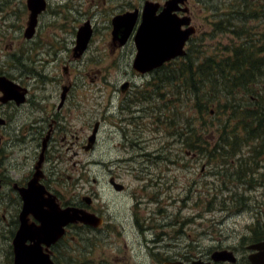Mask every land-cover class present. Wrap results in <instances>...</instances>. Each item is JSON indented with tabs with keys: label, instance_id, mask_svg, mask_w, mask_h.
I'll return each instance as SVG.
<instances>
[{
	"label": "rangeland",
	"instance_id": "obj_1",
	"mask_svg": "<svg viewBox=\"0 0 264 264\" xmlns=\"http://www.w3.org/2000/svg\"><path fill=\"white\" fill-rule=\"evenodd\" d=\"M24 1L0 0V70L20 79H24L25 71V81L39 102L21 108L23 121L48 117L44 122L46 132L55 119L51 114L56 111L59 101V79L65 77L63 66H68L73 87L64 108L57 114L60 119L56 117L58 123H54V129L57 131L48 152L54 165L59 167L56 177L60 181L61 201H80L86 192L94 189L97 193L95 204L104 207L103 210L108 209L113 223L110 226L124 227L122 238L114 235L107 238L104 230L99 235L94 232L90 237L85 234L79 239L78 231H72L69 238L66 237L72 241L69 245L77 250H87L95 245V249L108 251L111 255L122 256L123 252L122 260L129 264H160L169 258L189 262L208 260L214 251L223 249H236L240 263L246 260L249 252L246 246L252 243L250 228L257 222L264 223V148L255 154L251 149V156L246 154L245 161L240 163L239 155L231 154L230 146H223L221 129L230 124L225 122L229 116L224 117L219 111L199 114L185 89H175L180 79L169 80L166 87L160 82L165 68L154 73L156 90L152 106L155 121L149 135L152 142L145 148L155 150V153L149 168L136 174L139 179L132 176L134 173L120 172V159L124 157L117 125L120 84L131 80L142 90L151 77L143 79L132 73L134 47L112 48L111 19L119 9L118 5L124 4L125 10H132L141 7L144 0H47L48 7L32 41L23 36L27 20ZM239 2L191 0L192 22L197 32L194 41L186 46L187 54L202 60L205 55H215L219 59L229 53L240 40L237 38L241 35L238 33L240 28L218 31L215 23L218 17L214 14L217 9L229 13ZM86 20H90L95 28L89 49L80 60L69 62L75 31ZM243 20V17L231 20V24H241ZM261 29V26L254 27L252 32ZM251 35L255 37L254 33ZM259 42L248 44L257 47ZM16 59L20 66L12 68ZM183 59L180 57L172 64L184 62ZM172 64H168V69L174 66ZM102 115L107 121H101L97 144L92 153L85 152L81 143L91 133L94 120ZM236 120L239 122L237 117ZM190 122L195 125L198 136H207L200 138L203 152L201 149L187 150L185 137L188 134L183 131ZM41 123H33L29 129L30 139L35 127ZM63 133L69 143L74 142L77 156L69 152L70 147L65 149L70 144L62 140ZM216 147L220 149L215 150L214 158L207 159L204 153ZM33 148L32 140L28 145L30 166ZM247 149V146L243 147L242 153ZM145 164L143 158H139L131 167L140 165L145 169ZM240 164L242 170L236 173ZM106 169L109 173L120 174L119 181L127 187L124 194L116 193L117 190L109 186ZM244 172L251 182L238 178L239 173ZM250 184L254 187L250 188ZM134 218L139 226L132 224ZM142 229L139 234L137 230ZM107 259L111 261L109 257ZM118 260L117 264H126L121 257ZM2 261L0 253V264Z\"/></svg>",
	"mask_w": 264,
	"mask_h": 264
},
{
	"label": "flooded vegetation",
	"instance_id": "obj_2",
	"mask_svg": "<svg viewBox=\"0 0 264 264\" xmlns=\"http://www.w3.org/2000/svg\"><path fill=\"white\" fill-rule=\"evenodd\" d=\"M145 1L146 0H144V2ZM152 1L160 3L159 7L156 10V14H158L162 10L163 4L166 0ZM46 2V8L37 16V23L35 25L34 33L30 37H26L24 35V29L28 20L29 9L27 6V0L24 1L25 5L23 7L27 11V20L25 21L24 25L23 36L27 41L34 40V37L37 35L41 17L48 7V1L46 0ZM250 3H248L245 8L238 9L239 7L237 5V8L235 7L233 9H230L231 11L229 13L231 17L235 18L231 20L241 19L242 17L244 18L241 24L233 26L234 29L240 28L243 30V32H241L239 29L238 33L241 35H239L237 38L240 40L235 44L234 47L241 45L244 40L246 43H257L260 41L258 40L259 36L264 37V12L259 15L256 11L258 7L256 5L252 6ZM142 6L139 8H133L138 10L136 24L123 44H120L118 40L114 39L111 29L110 44L112 48H125L128 45L134 47L135 51L133 59L136 54L134 34L136 32L137 26L141 21ZM117 7H119V9H117V12H115L113 17L117 14L128 11L124 9V4L118 5ZM178 7L184 8V11L181 9L175 10L174 13L177 15V17H186V19L189 20L188 25H182L181 27L185 28L191 25L194 27V32L189 36L185 43L186 49L187 44H191L194 41V36L197 32V28L192 22L194 10L191 5V0H184L183 3L180 2L178 4ZM254 11H256V13H254L255 15L253 16L252 12ZM218 12L225 13L220 12L219 9ZM260 17L262 19H260ZM89 25L91 28V37L88 46L82 53H80V55H78L74 49L76 44L77 31L80 26L89 27ZM259 26L262 27L261 31L252 32V29L254 27ZM77 31H75V38L73 40L71 54L68 60L69 62L80 60L87 53L93 35L95 33V28L90 23V20H86L78 26ZM238 33L236 34L238 35ZM252 33H254L255 37L251 35ZM263 37L261 41H263ZM169 63L170 61L164 63L161 67ZM13 65L14 66H12V68L19 67V60L16 59V64ZM63 70L65 73V81L62 82L64 78L59 79L61 80L59 101L57 102V105L55 107L56 111L51 114V116H54L55 119L53 120L52 124H49L46 132L44 122H46V119H48V117L43 120L41 118L38 119L37 117L32 122L23 121L21 108L25 106H35L37 104L36 102H39V99L38 97H36L34 90L30 88L25 81V71H23L24 79H20L14 77L7 71L0 70V76L7 77L8 79L14 81L20 87L19 98H21V102L19 103L16 102V100L13 98L6 99L3 90L0 88V253H2L3 255L2 264H14L13 242L15 235L19 230L21 220H25L28 225L39 226L40 222L36 218L38 215L35 216V214H40V209L48 208L52 204L58 205L60 209L70 207L83 211L92 219L93 222H91V224H84L81 222L71 223L66 226L64 235L61 238L56 239L54 243H50L49 245L40 243L38 245V249L32 253V255L37 258H33L29 264H44L45 260L47 261V263L49 262V264H117L119 261L118 258L121 257V261H123L122 259H124L123 252L122 256L117 254L111 255V253L108 251L106 252H108L109 254L104 255L106 252L104 250L99 251L95 249V245H92L87 250L73 249L69 245V243L72 241L66 239V237L69 238L68 235L72 231H78L77 235L79 239H82L83 235L85 234L90 237L91 233L95 232L96 235H99V233L104 232V230L107 238H109L110 235L122 238L124 234V227L114 228L113 226H110V224L113 223L109 218L108 209L106 208L105 210H103L104 207H99L97 204H95L97 193L94 189L86 192V195L82 196L80 201L76 200L74 202L68 203H63L61 201L60 191L58 190L60 181L59 178L56 177V174L59 171V167L58 165H54L53 159H51V156L48 154V152L50 142L53 141L54 132L57 131L56 129H54V123H58L56 117L60 119L57 114L60 113V111L64 108L69 91L73 87L70 81L71 76H69L68 66L64 65ZM131 70L132 73L139 78L144 79L151 77L149 81H146L144 86L141 85L143 86L142 90L138 85L132 84L131 80H124L120 84L121 94L119 97L117 125L122 136L119 145L122 146L121 149L122 153L124 154V157L120 159V167H122V169H120V172H128L130 174L134 173L132 176L139 179V176H137L136 174L142 173V170H148L149 163L151 162L153 154L155 153V150H150L148 147L145 148V146L152 142L149 139V135L151 133V127H153V123L155 121V117L153 116L152 100L156 90V75L154 76V73H156L157 70L155 69L147 73H139L133 68L132 64ZM160 82L163 83V86L164 84L168 85L169 78L165 77L161 79ZM106 109L108 108L106 107ZM31 111H33V109ZM36 112L38 111L35 110V113ZM39 121H42V123L39 124L41 126L35 127V133L30 139L29 129L33 126V123H37ZM101 121H107L105 115H102L99 119L96 118L94 120V122L92 123L91 133L87 135L86 138L82 141L81 146L85 150V152H93L98 141V132L100 130L99 128L101 126ZM58 126L59 128H61L60 125ZM94 126H96V135L94 140L89 142ZM32 140L34 141V148L32 155V166H30L28 145ZM62 140L66 144H70L65 149L70 147L69 152H73L74 156H77L78 153L73 149L74 142L69 143L66 138V133H63ZM139 158H143V162L146 163L144 167L145 169H142L140 165H138V167H131V164L137 162ZM128 165L129 168L126 169ZM106 170L109 175V186L113 190H117L115 191L116 193L124 194L127 187L119 181L120 174L115 175V172L110 171L109 173V170ZM35 175L36 181L34 183V186L32 187V189H29V183L34 180ZM94 181L96 183V180ZM249 182H251V180H249ZM147 183L151 184L152 181H147ZM114 185L118 186L119 188L116 189ZM25 199L29 201L32 212L30 211L23 216L22 210L25 204ZM132 224L134 225V227L139 226V223L135 218L132 220ZM257 225L260 226L258 230L264 229V223L257 222L256 224L251 226L250 231L252 227L256 226L254 228L255 230L257 228ZM137 232L141 234L143 232V229L142 231L137 230ZM70 237L74 239L73 235H70ZM260 242H264V239L252 242L251 244L246 246V249L248 246ZM32 245L33 242L29 240L24 242V246L26 247ZM65 247L69 248L66 249ZM230 251L233 253L235 261H221L217 264H239V255L237 254L236 249ZM248 251L247 259H243L240 264H251L249 256L253 255L255 252L252 250ZM181 256L185 257L184 254H181ZM108 257L111 261L107 259ZM174 261H180L183 263L189 262L184 261L182 258H169L164 259L160 264ZM203 261H210V258ZM123 262L129 264L126 261Z\"/></svg>",
	"mask_w": 264,
	"mask_h": 264
},
{
	"label": "trees",
	"instance_id": "obj_3",
	"mask_svg": "<svg viewBox=\"0 0 264 264\" xmlns=\"http://www.w3.org/2000/svg\"><path fill=\"white\" fill-rule=\"evenodd\" d=\"M256 1L254 3L251 0H240L239 4L241 8H245L251 2L252 6L258 7L256 11L260 15L264 12V0ZM256 11L252 12L253 16ZM214 15L218 17L217 22L215 21L218 31L232 29L230 13H219L217 9ZM240 31L243 32L242 29ZM258 45L262 46L250 47L248 43L243 42L219 59L215 55H205L200 60L199 57L186 54L182 57L184 62L172 64L173 60L171 64L174 66L170 69L168 64L161 67L166 69L162 78L168 77L170 82L180 79V82L174 86L175 89L177 91L185 89L199 114L219 111L224 117L229 116L225 122L230 124L224 125L221 129L223 146H230L231 154H238L240 163L245 161L246 154L250 155L251 149L255 154L258 149L264 148V37ZM166 86L164 84V87ZM235 120V123H231ZM183 133L188 134L185 137L188 152H195L197 149H201L202 152L205 150L202 148L200 138L207 136L206 134L198 136L195 133V125L188 123ZM245 146L249 150L242 153ZM216 149L220 147L208 150L204 153L205 157L212 160ZM241 170L240 164L236 173ZM244 174L245 172L239 173L238 178L249 182V177ZM249 186L254 187L252 184ZM255 227L251 229L252 242L264 239V229L258 230L260 226L257 225L254 230Z\"/></svg>",
	"mask_w": 264,
	"mask_h": 264
},
{
	"label": "water",
	"instance_id": "obj_4",
	"mask_svg": "<svg viewBox=\"0 0 264 264\" xmlns=\"http://www.w3.org/2000/svg\"><path fill=\"white\" fill-rule=\"evenodd\" d=\"M184 0H166L162 10L156 14L160 3L152 0H146L142 7L141 21L134 34L136 54L132 62L133 68L139 73L149 72L160 67L166 61L182 56L186 53L184 46L189 36L194 32V27L188 25L189 20L186 17L179 18L174 13L179 8L178 4ZM29 9L28 20L24 29V35L30 37L34 33L38 14L46 8V0H27ZM138 10H128L117 14L112 18V36L123 44L128 35L132 32ZM91 37V28L80 26L77 31L75 51L78 55L88 46ZM0 88L3 90L6 99H15L21 102L20 87L5 76H0ZM96 135V126H94L89 142L93 141ZM36 181V175L29 183V189H32ZM116 189L119 187L114 185ZM22 210V215L32 212L27 199ZM40 214H35L40 222L39 226L28 225L25 220H21L19 230L17 231L14 246V264H29L34 257L32 253L38 249L40 243H54L56 239L64 235L65 227L71 223L81 222L91 224L92 219L85 212L76 208L60 209L58 205H51L48 208L40 209ZM33 242L32 246H24L25 241ZM255 253L249 256L251 264H264V242L252 244L247 247ZM234 262L235 257L229 250L214 251L210 256V261L195 260L190 263L167 262L164 264H217L218 262ZM44 264H49L45 260Z\"/></svg>",
	"mask_w": 264,
	"mask_h": 264
}]
</instances>
